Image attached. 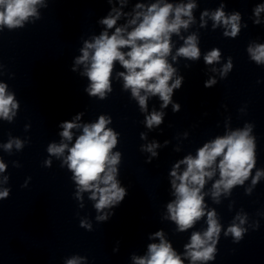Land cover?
<instances>
[{
	"label": "clouds",
	"instance_id": "9594fccd",
	"mask_svg": "<svg viewBox=\"0 0 264 264\" xmlns=\"http://www.w3.org/2000/svg\"><path fill=\"white\" fill-rule=\"evenodd\" d=\"M112 4V0H107ZM121 7L127 0H118ZM42 0H0V29L7 27L9 30L21 28L28 21L29 17L39 18L37 5ZM194 3L173 5L172 3H152L146 6L143 3H136L135 15L128 21L129 25H134L131 31L127 27H116L117 20L120 19L122 12L117 7H112L111 12L99 21L106 26V29H114L111 35L107 30L103 31L98 37H94L92 42L85 41L81 49V55L76 58L75 64L85 65L82 75H86L91 82L85 91L93 97L98 96L101 100L106 98V93L112 91L111 76L115 62L126 71L118 73L123 78V88L130 89L131 95L139 102L142 111L147 110V99L149 95L156 96L163 101L162 107H167L172 103L174 89H179L183 77H178L171 84L169 83L174 76L176 69L168 63L167 57L171 54V36L173 33L179 34L181 28H187L192 21V9ZM223 5L212 14V19L217 23H223L231 27V31H225L224 36L235 38L239 31L240 13L226 17ZM264 11V5L256 7L257 15ZM115 13V15H112ZM205 12L203 15H207ZM188 17V19H182ZM139 21V23H138ZM259 23V21H256ZM216 25L214 24L213 27ZM129 49L122 51V49ZM252 58L259 64L264 63V45H259L255 49L249 48ZM176 56L196 60L200 56L195 35L188 36L184 46L180 47ZM176 56L172 59L175 60ZM220 51L213 49L204 60L207 64L219 61ZM2 67V66H0ZM232 68L231 59L224 66L222 75ZM75 71V67L72 69ZM2 74V73H0ZM215 80L205 82V87H211ZM6 83H0V118L11 122L15 115L14 110L19 107L14 94H10ZM144 92V95L141 92ZM173 110L179 111L180 105L173 104ZM79 114L76 120L80 119ZM163 113L153 112L146 117L147 127L151 129L153 125L162 123ZM111 119L101 115L97 122L83 126V134L79 135L71 148L67 144H50L48 153L61 156L68 150V155L64 160L68 169L73 173V179L77 185V198L80 193L90 191V199L96 201L94 207L97 212H102L105 208L118 207L128 195L127 190L120 186L116 179V165L120 160V152L112 153V149L117 145L118 134L107 125ZM60 127L63 131L60 135L68 141L73 139L72 129L79 128L80 125L74 122L64 121ZM143 138V134H142ZM13 143L17 149L23 147L18 139L9 140L4 145L6 150H11ZM158 147L152 144L147 147V151L153 156L157 153L153 151ZM217 158L219 162L217 164ZM150 163V161H148ZM186 165V169L178 175L177 169L180 165ZM51 165V161H45V166ZM255 165V143L249 136L247 126L242 131H234L228 135L217 137L210 143L204 144L196 156H186L179 161L171 171L174 178L171 181L175 189L176 199L167 205L170 219L178 225V231L183 232L191 228L197 220L205 215L204 196L201 190L204 188L208 179L215 173L216 167L219 169L220 178L213 184L212 195L219 197L221 191L228 192L235 185H242L249 177ZM6 165L0 162V172L5 171ZM261 172L257 171L252 180L256 184ZM29 179H31L29 177ZM7 180V177H5ZM179 181V183H177ZM22 187H27L25 182ZM10 189L0 190V200L9 197ZM115 212L97 215L98 222H107ZM245 221L241 219L240 223ZM207 230L201 234L193 232L191 242L186 244L185 255L190 258L191 264L197 261L206 262L214 260L216 252L215 244L221 231L220 225L216 220L214 211L207 212ZM80 227L92 231V225L87 221H81ZM246 230L239 225L233 224L225 232L234 237L235 241L242 239ZM155 236L160 238V243L148 246V256L135 258L136 264H184L181 256L173 249L171 243L164 240L163 232H156ZM67 264H78L77 259L67 261Z\"/></svg>",
	"mask_w": 264,
	"mask_h": 264
}]
</instances>
